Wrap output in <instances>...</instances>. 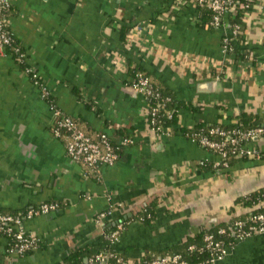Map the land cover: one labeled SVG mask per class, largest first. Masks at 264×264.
Wrapping results in <instances>:
<instances>
[{"label":"crops","instance_id":"obj_1","mask_svg":"<svg viewBox=\"0 0 264 264\" xmlns=\"http://www.w3.org/2000/svg\"><path fill=\"white\" fill-rule=\"evenodd\" d=\"M170 1L11 0V30L60 109L115 139L123 126L135 142L101 164L98 179L87 174L51 131V106L35 83L0 53V210L67 200L23 221L39 239L33 250L6 253L0 236V264H57L82 245L103 244L100 211L129 218L151 203L152 219L131 220L113 244L134 258L243 213L234 199L264 184V156L204 166L219 156L179 130L150 128L145 96L126 84L130 61L197 105L179 108L178 125L230 123L243 111L264 118V0H254L244 17L253 64L226 59L227 28L200 26L190 3ZM256 144L264 150V136ZM213 264H264V232L236 241Z\"/></svg>","mask_w":264,"mask_h":264},{"label":"trees","instance_id":"obj_2","mask_svg":"<svg viewBox=\"0 0 264 264\" xmlns=\"http://www.w3.org/2000/svg\"><path fill=\"white\" fill-rule=\"evenodd\" d=\"M183 2L184 0H171L170 2L173 5L176 2ZM254 2V0H253ZM248 6H239L236 5L234 7V11L229 13L225 19H221L218 25H210L213 28H223V23L227 22L229 28H233L234 24H239V28L233 35L226 34L223 32L221 36V44L225 45L228 48L229 56H231L232 61L235 63L238 62H246V63H256V58L252 53V49L246 47V38H245V23L243 17L245 14L250 10L252 7V3ZM184 4V2H183ZM11 6L10 5L5 11L3 21L5 29H7L9 35V41L5 43L4 47V54L9 55L11 59L19 66L21 70L27 73L28 77L35 83L37 88L39 89L40 93L42 94L43 98L50 104L51 108L54 110H58L59 114H56L52 122L53 124L56 123L57 119L61 117V113L69 115L74 122L77 124L79 128L85 131L87 134L92 136L93 138L97 137L100 131H93L90 130L87 126L83 124L78 118L65 113L60 109L56 102L55 96L44 89V80L39 75L37 69L33 66L31 62L28 61L27 52L21 42L17 39L13 31L11 30L10 22H9V15L11 13ZM196 10L197 16L199 17V25L203 26L209 23L212 19V11L206 7L205 5H201L198 2H195L192 5ZM131 31V27L127 26L125 28H121L120 34L121 37L125 40ZM227 31V30H226ZM226 62V60L224 61ZM127 72L130 76V79L126 82L127 85L133 86L134 83L138 80V77L145 76L148 80V85L151 88L150 93H145V99L147 101V110L151 109L155 104L160 103L159 110L157 111L156 115L154 116L155 122L152 124L150 123L152 117L149 116L147 113V122L150 126H157V131H162L163 129H168L171 132H175L179 130L183 136L189 138V135H208L211 139H224L225 145L224 148L226 149V158L227 164L230 165L233 162L237 161L238 159H247L251 157L257 156H249L247 153L239 150L241 144L245 142V140L240 141L238 143L231 144L229 139L224 136H220L216 133L209 132L211 127L217 126L221 127L225 130H247L254 127H263L264 128V118L257 116L256 114H252L250 112H240L236 115L233 122L230 123H222L219 121L215 122H207V121H198L193 125H178L179 120V108H191L197 109V105H192L190 103L181 102L180 99H177L176 96L170 91L166 86L161 84L155 77L154 74L149 72L145 67L139 64H133L130 61L127 63ZM221 76V74H218ZM53 126L50 125L51 131L53 130ZM60 135H56V137L60 138L64 143L69 138V132L66 127H59L58 128ZM115 133L119 135H127L134 137L133 133H130L126 130L125 127L120 126L116 129ZM263 133L258 134L257 139H253L251 137L249 139L250 142H254V146L256 148V153L259 154L258 157L264 156V150L261 149L257 144L256 141L263 137ZM111 139H114L112 135H110ZM135 142V137H134ZM133 142V143H134ZM249 142V143H250ZM131 143V144H133ZM130 144V145H131ZM123 148V147H122ZM122 148L117 150L118 156L121 153ZM85 172L94 178L98 179L99 176V166L101 165L96 164L95 166H91L84 162H80ZM204 166L210 167H224L221 164L215 165L214 163H204ZM67 200H59L50 198L48 200L41 201L36 204H29L25 207L3 211L0 210L2 214H13V215H20L21 220L18 223L15 221H10L6 224H1L0 227V236H4L6 238V245L4 251L6 253H10V249H12L16 242L19 241L16 237V233L21 231L23 234L24 239H27L30 242L29 247L26 249L25 252L33 250L39 245V239L35 236H32L29 232L25 231L22 227V223L25 219H27L26 212L29 209H38L42 203H53L55 204V209L57 210L60 207H64ZM235 204H239L242 207L246 208L243 213L233 214L230 219L225 221H220L211 224L208 227H201L196 233L187 235L186 238L181 241L180 243L168 245L164 248L160 249H143L141 253L134 258L129 257L123 252L117 250L113 244V236L112 234L117 231L119 234L125 229L126 225L133 219H138L141 222H149L153 217V210L152 204L146 203L144 204L141 209L132 217L126 218L124 216H117V215H106L102 218V233L101 239L103 244L101 245H90L85 244L77 249L71 250L67 253V255L57 264H83L85 262L90 261L91 259L95 262L98 261L96 259L97 254L105 255L107 258L105 259L107 264H127L132 262L133 264H149L151 261L155 259L167 258L174 254L179 255L178 262L184 261L185 264H209L211 257L216 256L220 253V249L217 246H224V245H233L236 241H238L237 237L241 231L246 232L249 229L250 224H257L260 220H251L252 215H256L259 213L264 214V184L256 189H253L243 195L237 196L234 199ZM51 210V211H54ZM49 211V212H51ZM106 211V210H105ZM99 214V213H98ZM236 220H241L242 223L240 226H237L234 222ZM10 226V230H6L4 227ZM220 228H223V231H219ZM211 234V243L205 239L206 234ZM218 243V245H214ZM162 264H173L170 260L164 261Z\"/></svg>","mask_w":264,"mask_h":264},{"label":"built area","instance_id":"obj_3","mask_svg":"<svg viewBox=\"0 0 264 264\" xmlns=\"http://www.w3.org/2000/svg\"><path fill=\"white\" fill-rule=\"evenodd\" d=\"M185 3H190L191 5H194L195 2H198L201 5H205L212 11V19L209 23L206 25H218V23L221 21V19H225L229 13H232L234 11V7L236 5L239 6H245L248 7L253 0H184ZM183 2H179L182 3ZM253 4V3H252ZM11 5V0H0V53L4 52L5 43L9 41V35L7 32V29L4 27L3 21L5 20L3 18L4 11ZM245 17V16H244ZM243 17V20H244ZM211 27V26H210ZM223 28H227L228 30L225 32L226 34L233 35L236 33V31L239 28V24H234L233 28L228 27V23H223ZM222 51L226 54V59L228 61H231L232 58L229 56L228 48L225 45H222ZM134 91L142 93L145 96V93H150L151 88L148 85V80L145 76L138 77V80L134 83L133 86H131ZM44 89L48 91V89L45 87L44 83ZM49 92V91H48ZM160 103L155 104L151 109L147 110V113H149V116L152 117L150 123H154L155 119L154 116L156 115L157 111L159 110ZM53 117L56 114H59L58 110H54L51 108ZM51 126H53L52 132L55 135H60L58 128L63 126L68 129L69 132V138L64 143L65 150L67 155L74 161L77 162H84L86 164H89L91 166H95L96 164H111L115 162L118 159V152L117 150L119 148L125 147L127 145H130L134 142V137L127 136V135H120L116 139H111L110 135L106 132L102 131L98 134L97 137L93 138L89 134H87L85 131H83L81 128L77 126V124L74 122V120L66 114L61 113V117H59L55 124L51 122ZM150 126V125H149ZM154 131H157V126H150ZM166 131H169L167 128L163 129ZM159 132V131H157ZM209 132L216 133L220 136L227 137L231 144H236L240 141L245 140L243 144L239 147V150L247 153L249 156H259V154L256 153L255 146H249L248 143L250 142L249 139L253 137V139H257L258 134L263 133L264 135V128L263 127H254L247 130H239V129H233V130H225L221 127H211L209 129ZM189 138L196 141L199 145L205 147L206 149L216 153L219 156V160L216 161L214 164H221L222 166L226 167L228 166L226 158V149L224 148L225 141L224 139H211L208 135H189ZM55 204L53 203H42L38 209H29L26 212L27 218L40 213H47L51 210L55 209ZM112 209L109 208L106 211H100L97 217L99 219H102L106 215H112ZM20 215H13V214H2L0 213V227L1 224H6L10 221H15V223L20 222L21 218ZM260 220L257 224H250L249 229L244 232L241 231L237 237L238 240H241L245 238L246 236L256 234V233H263L264 232V214L259 213L256 215L251 216V220ZM237 226H240L242 221L236 220L234 222ZM6 230H10V226L4 227ZM219 231H223V228H220ZM31 234V233H30ZM32 235V234H31ZM33 236V235H32ZM113 240L116 241L119 237V232L115 231L113 234ZM16 237L19 241L16 242L15 246L10 249V253H17V254H23L25 253L26 249L29 247V244L31 241L24 239L23 234L21 231H18L16 233ZM211 234H206L205 239H207L211 243ZM214 245H218V243H215ZM232 245H224V246H217L220 249V253L216 256L211 257L209 264H213V262L217 258H221L223 255H225L228 251V249ZM107 256L97 254L96 259L98 261L90 260L88 262H85L83 264H107L105 259ZM179 255L174 254L170 257V259L167 258H161V259H155L151 261L149 264H162L164 261L170 260L173 264H185L184 261L178 262ZM127 264H133L132 262H129Z\"/></svg>","mask_w":264,"mask_h":264}]
</instances>
